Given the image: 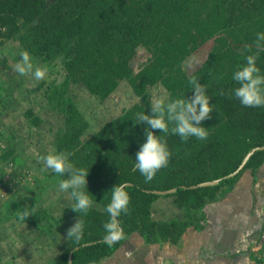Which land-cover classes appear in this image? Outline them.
Wrapping results in <instances>:
<instances>
[{
	"label": "trees",
	"instance_id": "16d2710c",
	"mask_svg": "<svg viewBox=\"0 0 264 264\" xmlns=\"http://www.w3.org/2000/svg\"><path fill=\"white\" fill-rule=\"evenodd\" d=\"M260 32H264V0H0V47L16 42L34 61H61L63 81L46 90L49 104L64 116L65 127L57 136L54 154L73 152L71 161L89 170L85 191L94 206L86 215L80 214L84 236L79 244L69 241L57 264H68L70 251L72 264L98 262L111 256L133 234L145 244H177L188 228L202 229L206 205L225 197L244 173L255 178L264 166V149L255 151L236 175L225 177L237 170L252 149L264 146V108L243 107L234 95L222 96L220 92L239 86L232 79L233 73L245 64L250 54L247 47L254 45ZM220 33L223 37L191 76L207 86L214 106L212 119L201 124L209 132L208 139L191 137L182 142L178 136L154 130L167 140L173 157L152 181L145 182L134 164L146 142L147 124H135L134 119L140 112L152 114L149 88L160 84L168 99H190L191 77L182 63ZM140 46L153 59L134 73L131 61ZM257 66L264 73V53ZM120 81H126L142 102L82 140L89 124L69 97V86L80 84L103 101ZM26 116L34 127L42 122L31 110ZM5 145L0 161L16 164L13 147ZM50 175L59 181L67 178L53 172ZM214 180L220 181L195 187ZM119 183L128 185L131 210L120 217L125 239L109 244L104 239L103 225L109 220L105 208L111 189ZM172 189L175 191L166 195L153 193ZM160 197L172 199L178 216L153 219L152 206ZM64 214L79 218L70 207ZM22 222L38 225L29 217Z\"/></svg>",
	"mask_w": 264,
	"mask_h": 264
},
{
	"label": "rangeland",
	"instance_id": "374dc122",
	"mask_svg": "<svg viewBox=\"0 0 264 264\" xmlns=\"http://www.w3.org/2000/svg\"><path fill=\"white\" fill-rule=\"evenodd\" d=\"M222 37L221 33L216 34L185 59L193 62L191 67H183L189 77L205 62L210 49ZM22 52L16 42L0 47V139L13 147L17 161L16 169H9L5 185L7 198L0 201V258L1 264H56L60 251L69 247L67 230L77 219L73 218L74 221L64 214L69 208V193L57 190L59 180L50 175L51 170L43 169L39 158L54 154L57 136L65 127L64 116L46 98L47 88L61 83L65 72L60 60L43 64L32 59L34 65L47 68L46 79L37 81L32 76H21L13 68ZM152 59L145 47L137 48L131 61L133 72L148 66ZM148 93L150 102L151 98L168 99V92L160 84L150 87ZM68 95L89 124L82 140L123 110L142 102L126 81H120L115 92L103 101L90 95L80 84L70 85ZM27 110L42 120L38 127L30 124ZM4 163L7 162L0 161V167ZM171 201L160 197L153 203L155 220L178 216ZM23 206L35 211L29 218L34 219L37 226L18 220Z\"/></svg>",
	"mask_w": 264,
	"mask_h": 264
},
{
	"label": "clouds",
	"instance_id": "9594fccd",
	"mask_svg": "<svg viewBox=\"0 0 264 264\" xmlns=\"http://www.w3.org/2000/svg\"><path fill=\"white\" fill-rule=\"evenodd\" d=\"M253 48L255 49L253 51ZM250 53L245 57V64L233 73L232 79L239 86L228 93L221 90L220 95L233 96L246 108H264V73L257 66V61L264 53V32L256 34L254 45H249ZM21 59L15 64L13 71L21 76H32L35 80H45L48 75L47 68L34 65L32 57L27 51L22 52ZM192 61H185L182 67H191ZM193 95L190 99H165L151 98V115L145 112L136 114L135 124H147L144 142L135 157L134 169L145 178V182L152 181L156 174L170 163L173 153L170 151L167 140L155 135L154 130L163 134L180 137L182 142H187L191 137L205 141L209 132L201 126L202 122L212 119L214 106L210 103L211 97L207 94V86L201 84L193 76L188 81ZM73 152L49 153L39 158L44 170H51L61 177L58 191L69 193L70 199L67 207L79 214L76 222L67 230V240L79 244L84 236V224L80 214H87L94 206V201L87 194L89 170L77 167L72 161ZM126 183H119L111 189L110 202L105 211L109 220L103 225L105 241L109 244L125 239L120 217L130 214L131 196L127 191ZM74 201V203H73ZM35 214L27 206L19 214L21 221Z\"/></svg>",
	"mask_w": 264,
	"mask_h": 264
},
{
	"label": "crops",
	"instance_id": "0c3cea01",
	"mask_svg": "<svg viewBox=\"0 0 264 264\" xmlns=\"http://www.w3.org/2000/svg\"><path fill=\"white\" fill-rule=\"evenodd\" d=\"M203 213L202 229L188 228L177 244H145L133 234L111 256L88 264H257L264 257V166L255 178L244 173Z\"/></svg>",
	"mask_w": 264,
	"mask_h": 264
},
{
	"label": "water",
	"instance_id": "95a60500",
	"mask_svg": "<svg viewBox=\"0 0 264 264\" xmlns=\"http://www.w3.org/2000/svg\"><path fill=\"white\" fill-rule=\"evenodd\" d=\"M261 149H264V146L262 148H254L252 149L246 156L245 158L243 159L242 163L239 165V167L237 168L236 171H234L233 173L229 174L228 176H226L225 178H231L233 177L234 175H236L245 165V163L247 162V160L249 159V157L257 150H261ZM220 180H214V181H211V182H205V183H201L199 184L198 186H195V187H206V186H211V185H216L219 183ZM175 191V189H172V190H168V191H154L153 193L154 194H157V195H166V194H169V193H173ZM75 250L78 249V247L74 248ZM72 254H73V251H70L69 252V256H68V264H72Z\"/></svg>",
	"mask_w": 264,
	"mask_h": 264
},
{
	"label": "built area",
	"instance_id": "2783aa9c",
	"mask_svg": "<svg viewBox=\"0 0 264 264\" xmlns=\"http://www.w3.org/2000/svg\"><path fill=\"white\" fill-rule=\"evenodd\" d=\"M5 150H6V145L3 142H0V156ZM7 163H4L5 165H1L0 167V201L6 200L7 198V188L5 187V185L8 181L7 177L9 175V169L15 168L14 164L9 163V166H7ZM259 264H264V257L262 260L259 261Z\"/></svg>",
	"mask_w": 264,
	"mask_h": 264
}]
</instances>
